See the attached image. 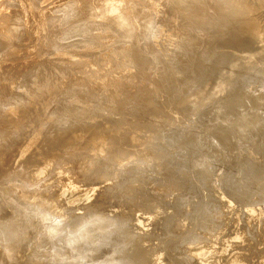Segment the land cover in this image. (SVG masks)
<instances>
[{"label":"rangeland","instance_id":"374dc122","mask_svg":"<svg viewBox=\"0 0 264 264\" xmlns=\"http://www.w3.org/2000/svg\"><path fill=\"white\" fill-rule=\"evenodd\" d=\"M219 1L224 4V12H230L226 26L234 24L238 18H235L236 1L245 0L211 2ZM179 2L0 0V55L5 56L4 59L0 56V132L9 129L11 135L0 140V226L12 224L13 230L20 231L19 236L25 230L23 239L16 231L12 243L0 240V264H108L107 258L108 262L118 264L116 260L121 262L125 254L130 264H264V103L258 101L259 106L256 103L259 99L256 96L264 91V0H253V6L257 3L258 9H252L240 30L230 31L215 24L209 30L204 28L205 34L202 27L194 28L195 32L190 30L191 34H186L189 36L186 41L191 39L187 50L181 45L182 38L175 36L172 29L188 21L179 10L183 2ZM185 4L188 7L185 11L194 12L196 21L203 17L197 13L198 1L186 0ZM173 11L175 17L170 15ZM215 15H219V10ZM225 16L220 19L223 23L228 21ZM113 21L123 23L121 31L101 37L103 23L113 24ZM80 27L95 29L100 35H95L93 41L92 37L82 39L75 30L80 31ZM191 43L197 45L192 48ZM187 46L191 48L188 50ZM121 49L125 50L124 54ZM45 65L56 68L50 72ZM169 69L171 78L163 80L162 73ZM111 88L119 92L114 96L115 108H122L117 111L101 108L103 112L99 113L98 105L91 104L108 99ZM39 92L46 94L41 96ZM236 94L243 100L237 101ZM232 101L240 103L236 107ZM84 102L87 108L82 109ZM222 103L225 109L217 107ZM135 107L141 112L135 111ZM12 109L20 113L13 114ZM219 110L221 115L217 113ZM242 111L247 117H241ZM233 115L240 121L244 117L243 121L235 120ZM248 117L254 119L251 124ZM228 123L234 126L236 123L238 135L234 128V134L230 132L234 126ZM12 126L16 127L14 131ZM221 127L229 129L227 137V131ZM245 128L257 130L249 133ZM160 131L164 137L160 136L163 139H159L162 141L158 145L154 138ZM165 131L170 135H165ZM221 134L226 139L218 141L217 135L220 138ZM232 137L236 140L232 141ZM167 139L173 145L163 149ZM226 140L229 145L235 141L241 143L236 142L237 148L233 145L232 148ZM152 147L156 153L161 152L157 153L160 156L161 148L168 150L167 155L156 157ZM110 163L115 164L112 171L106 168L111 171L109 174L105 168L106 173L99 170ZM118 170V175L113 173ZM25 180L35 183L27 181L24 186ZM25 196L29 197L27 201L25 198L23 201ZM211 211L215 217L213 213V217L209 215ZM63 216L80 217L76 219L81 222L72 218L78 225L71 229V234L61 223ZM117 217L124 221L119 224ZM68 218L64 223L71 221ZM109 226L116 228L117 234ZM117 228L129 231L125 233L127 236L122 231L118 234ZM88 230L102 240L99 247L88 248L87 239L83 240ZM122 239L129 240L128 247L120 248L121 244L126 245ZM121 249L127 251L120 254ZM118 254L123 259L115 260L121 257Z\"/></svg>","mask_w":264,"mask_h":264},{"label":"bare ground","instance_id":"6f19581e","mask_svg":"<svg viewBox=\"0 0 264 264\" xmlns=\"http://www.w3.org/2000/svg\"><path fill=\"white\" fill-rule=\"evenodd\" d=\"M16 1H17V0H16ZM179 1H180L181 3L183 2L182 6H180L181 8H179V10H180V12L184 15L183 18L186 17V18L188 19V21H187L186 23L184 22V24L181 23V25H179V26L176 27V28H172V29H173V34H175V36L178 35V36H180V37L182 38L181 45L184 44L185 49H186V45H187V44L189 45V42L191 41L190 38H189V40H190L189 42L186 41V40H187V37H189V36H187L186 34H189V33H190V30H194V32H195V29H194V28H196V27H197V28L202 27V31H204V34H205V33H206L205 31H207V30H205L204 28H207V29L209 30V29L212 28V26H213L214 24H215L217 27H219V26H224L225 28L230 29V31H233V30H240L241 28H244V23H246V22L249 20V17L251 16L249 13H251V11H253V10L256 8V5H257V3H256L255 6H253V5H254V4H253V3H254L253 0H245V1H243L242 3H237V1H236V4H237V5H235V6H238V9H237L238 12H237V15L235 16V18L238 16L237 21H235L234 24L232 23L231 25L229 24L228 26H226V25L228 24V22L230 21V19L228 18L229 16H228L227 13L230 14V12H229V11H228V12H227V11L224 12V4H221L220 1H219V3L214 2V4H213V3L211 2L212 0H196V1H198V2L200 3V9H199V12H197V13H198V14H202L201 16H203L200 20L198 19L199 21H196V17H194V16L192 15V13H194V12L189 13L188 11H185V10H188L187 5L185 4V1H186V0H178V2H179ZM217 1H218V0H217ZM227 1H228V0H227ZM232 1H233V0H232ZM232 1L230 0V2H232ZM234 1H235V0H234ZM241 1H242V0H241ZM117 2H118V1H117ZM180 2H179V3H180ZM221 2H224V1L222 0ZM80 3H81V2H80ZM94 3H95V2H94ZM224 3H225V2H224ZM226 4H229V3L227 2ZM230 4H231V3H230ZM233 4H234V2H233ZM30 5H31V4H30ZM69 5H70V4H69ZM188 5H189V4H188ZM67 6H68V5H67ZM72 6H73V5H72ZM74 6H75V3H74ZM104 6H105V5H104ZM192 6H193V5H192ZM70 7H71V6H70ZM75 7H76V6H75ZM113 7H114V6H113ZM122 7H123V6H122ZM193 7H194V6H193ZM226 7H227V5H226ZM228 7L230 8V6H228ZM254 7H255V8H254ZM257 7H258V6H257ZM3 8H5V7H3ZM67 8H69V7H67ZM87 8H88V7H87ZM87 8H86V9H87ZM92 8H93V7H92ZM191 8H192V7H191ZM194 8H195V7H194ZM236 8H237V7H236ZM1 9H2V8H1ZM77 9H78V8H76V10H77ZM192 9H193V8H192ZM225 9H226V8H225ZM252 9H253V10H252ZM256 9H258V8H256ZM256 9H255V10H256ZM31 10H32V9H31ZM58 10H59V9H58ZM71 10H73V8H72ZM71 10H70V11H71ZM102 10H104V9L102 8ZM171 10H172V9H171ZM218 10H219V15L216 16L215 13H216V11H218ZM227 10H228V9H227ZM233 10H234V9H233ZM237 10H235L234 12L236 13ZM255 10H254V11H255ZM1 11H2V10H1ZM65 11H66V10H65ZM70 11H69V12H70ZM74 11H75V10H74ZM74 11H73V12H74ZM78 11H79V10H78ZM88 11H89V10H88ZM90 11H91V10H90ZM90 11H89V12H90ZM109 11H110V10H109ZM230 11H231V9H230ZM67 12H68V10H67ZM125 12H126V11H125ZM147 12H148V11H147ZM234 12H233V13H234ZM64 13H65V12H64ZM71 13H72V12H71ZM71 13H68V15L70 14L69 16H71ZM75 13H76V12H75ZM79 13H80V11H79ZM98 13H99V12H98ZM169 13H170V12H169ZM197 13H196V14H197ZM252 13H254V12H252ZM76 14H77V13H76ZM91 14H92V13H91ZM194 14H195V13H194ZM217 14H218V13H217ZM68 15H67V17H68ZM73 15H74V14H73ZM115 15H116V14H115ZM125 15H126V14H125ZM170 15H172V16L174 15V17H175V12L173 11V13L170 14ZM177 15H178V14H177ZM179 15H180V14H179ZM225 15H226V16H225ZM29 16H30V15H29ZM65 16H66V15H65ZM75 16H76V15H75ZM93 16H94V15H93ZM224 16L228 18V19H227L228 21H227V22L225 21V22L223 23L220 19L223 18ZM230 16H231V15H230ZM77 17H78V16H77ZM53 18H54V17H53ZM73 18H74V17H73ZM78 18H79V17H78ZM81 18H82V17H81ZM81 18H80V19H81ZM84 18H85V17H84ZM86 18H87V17H86ZM88 18H89V17H88ZM198 18H199V16H198ZM233 18H234V17H232L231 19H233ZM153 19H154V18H153ZM0 20H1V19H0ZM50 20H51V19H50ZM50 20H49V22H50ZM55 20H56V19H55ZM64 20H65V18H64ZM77 20H78V19H77ZM83 20H85V19H83ZM89 20H90V19H89ZM98 20H99V19H98ZM212 20H213L214 22H212ZM233 20H235V19H233ZM37 21H38V20H37ZM67 21H68V20H67ZM69 21H70V20H69ZM95 21H96V20H95ZM134 21H135V20H134ZM156 21H157V20H156ZM76 22H78V21H76ZM84 22H88L87 19H86ZM47 23H48V22H47ZM60 23H61V22H60ZM89 23H91V21H90ZM8 24H9V23H8ZM74 24H75V22H74ZM80 24H81V22H80ZM82 24L84 25V23H82ZM86 24H87V23H86ZM86 24H85V25H86ZM98 24H99V23H98ZM98 24H96L97 27H98ZM101 24H102V23H101ZM46 25H47V24H46ZM53 25H54V24H53ZM55 25H56V24H55ZM62 25H63V23H62ZM76 25L79 27V24L76 23ZM83 25H81V27H82ZM158 25H159V24H158ZM215 25H214V26H215ZM41 26H43V24H42ZM47 26H48V25H47ZM64 26H65V25H64ZM77 26H76V27H77ZM148 26H149V25H148ZM214 26H213V27H214ZM216 26H215V27H216ZM7 27H8V26H7ZM43 27H44V26H43ZM74 27H75V26H74ZM81 27H80V29H81L80 31L78 30V28H76L75 30H77L78 33L80 32L79 35H81L82 39L92 37V38H91V40H92V39L94 38L95 35L98 36V35H100L101 33H102V34H101V37H102V35H103V36H104V35L107 36L108 33H111V34H114V33H115V34L117 35V33L120 32L121 29L123 28V23H122L121 21H117V22H115V23H114V21H113V24L107 23V24H105V25H104V23H103V25H102L101 28H100V29H101L100 34H99V33L96 34L95 29H92V28H91V29H88V27H87V28H86V27H83V28H85V29L83 30V28H81ZM21 28H22V27H21ZM70 28H71V27H70ZM89 28H90V27H89ZM93 28H96V27H93ZM238 28H239V29H238ZM47 29H49V28H47ZM133 29H134V28H133ZM40 30H41V29L39 28V31H40ZM93 30H94V33H93ZM140 30H141V29H140ZM196 30H197V29H196ZM262 30H263V29H262ZM8 31H9V30H8ZM72 31H74V30H72ZM72 31H71V32H72ZM77 31H75V32H77ZM81 31H82V32H81ZM98 31H99V30H98ZM130 31H131V29H130ZM227 31H228V30H227ZM260 31H261V30H260ZM260 31H259V32H260ZM5 32H7V31H5ZM199 32H201V29H199ZM199 32H198V33H199ZM8 33H10V32H8ZM58 33H59V32H58ZM73 33H74V32H73ZM78 33H77V34H78ZM91 33L94 34V35L91 36V35H90ZM207 33H208V32H207ZM262 33H263V31H262ZM2 34H3V32H2ZM5 34H7V33H5ZM5 34H4V35H5ZM10 34H12V33H10ZM30 34H31V33H30ZM38 34H39V33H38ZM69 34H70V33H69ZM190 34H191V33H190ZM201 34H203V33H201ZM201 34H199V35L201 36ZM7 35H8V34H7ZM7 35H6V36H7ZM70 35H71V34H70ZM199 35H198V36H199ZM1 36H2V35L0 34V37H1ZM10 36H12V35H9V37H10ZM56 36H57V35H56ZM97 36H96V37H97ZM186 36H187V37H186ZM190 36H191V35H190ZM198 36H197V37H198ZM57 37H58V36H57ZM67 37H68V36H67ZM76 37H77V36H76ZM81 37H80V38H81ZM98 37H99V36H98ZM192 37L194 38V36H192ZM195 37H196V36H195ZM201 37H202V36H201ZM3 38H4V37H3ZM32 38H33V37H32ZM64 38H65V37H64ZM193 38H192V39H193ZM5 39H6V38H5ZM61 39H62V37L60 38V41H61ZM109 39H110V38H109ZM152 39H153V38H152ZM13 40H14V39H13ZM39 40H40V39H39ZM55 40H56V39H55ZM67 40H68V39H67ZM67 40H66V41H67ZM85 40H86V39H85ZM87 40H89V39H87ZM107 40H108V39H107ZM199 40H200V39H199ZM256 40H257V39H256ZM261 40H262L261 38L258 39V41H260V42H261ZM11 41H12V38H11ZM47 41H48V40H47ZM63 41H64V40H63ZM83 41H84V40H83ZM92 41H93V40H92ZM192 41H193V40H192ZM195 41H196V39H195ZM195 41H194V42H195ZM197 41H198V39H197ZM9 42H10V41H9ZM186 42H187V43H186ZM103 43H104V42H103ZM196 43H197V42H196ZM196 43H195V44H196ZM70 44H71V43H70ZM81 44H82V43H81ZM191 44H192V43H191ZM191 44H190V45H191ZM53 45H54V44H53ZM53 45H52V46H53ZM58 45H59V44H58ZM97 45H98V44H97ZM196 45H197V44H196ZM196 45H193V44H192V48H194L193 46H196ZM198 45H199V44H198ZM64 46H65V45H64ZM147 46H148V45H147ZM53 47H54V46H53ZM164 47H165V46H164ZM180 47H182V46H180ZM188 47H190V46H187V48H188ZM121 48H122V47H121ZM190 48H191V47H190ZM190 48H188V50H189ZM123 49H125V48H123ZM151 49H153V48H151ZM185 49H184V50H185ZM126 50H127V48H126ZM186 50H187V49H186ZM122 51H125V50H122V49H121V53H123ZM154 51H155V50H154ZM182 51H183V50H182ZM7 52H8V51H7ZM152 52H153V51H152ZM260 52H261V51H260ZM20 53H21V52H20ZM6 54L8 55V53H6ZM17 54H18V53H17ZM123 54H124V53H123ZM131 54H132V53H131ZM205 54H206V53H204L203 55H205ZM7 55H6V56H7ZM120 55H121V54H120ZM203 55H202V56H203ZM207 55H209V54H207ZM0 56H1V55H0ZM123 56H124V55H123ZM160 56H161V55H160ZM1 57H3V56H1ZM1 57H0V58H1ZM4 57H5V56H4ZM4 57H3V59H4ZM205 57H206V56H205ZM205 57H203V58H205ZM153 58H154V56H153ZM160 58H161V57H160ZM161 59H162V58H161ZM206 59H207V58H206ZM5 60H6V59H5ZM200 60H202V59H200ZM203 60H205V59H203ZM157 61H158V60H157ZM205 61H206V60H205ZM205 61H204V62H205ZM216 62H217V61H216ZM218 62H219V61H218ZM127 63H128V61H127ZM127 63H126V64H127ZM139 63H141V62H139ZM139 63H138V64H139ZM143 64H144V63H143ZM143 64H142V65H143ZM200 64H201V63H200ZM49 65H50V64H49ZM51 65H52V64H51ZM156 65H157V64H156ZM61 66H62V65H61ZM132 66H133V65H132ZM197 66H199V65H197ZM45 67H46V70H47V71L49 70L50 72H51L52 70H54V68H56V66L50 68L49 66H46V65H45ZM48 67H49V68H48ZM68 67H69V66H68ZM124 67H125V66H124ZM130 67H131V66H130ZM141 67H142V66H141ZM150 67H151V66H150ZM170 67H171V69H174V67H172V66H170ZM177 67H178V66H177ZM47 68H48V69H47ZM133 68H134V67H133ZM138 68H139V67H138ZM175 68H176V67H175ZM195 68H196V67H195ZM55 70H56V69H55ZM63 70H64V69H63ZM11 71H12V70H11ZM169 71H171V70L169 69L168 71H165V72L162 73V79H163V80H168L169 78H171V77H169V73H167V72H169ZM29 72H30V71H29ZM64 72H65V71H64ZM136 72H137V71H136ZM31 73H32V72H31ZM31 73H30V74H31ZM148 75H149V74H148ZM25 77H26V76H25ZM0 81H2V80L0 79ZM85 81H86V80H85ZM27 82H28V81H27ZM86 82H87V81H86ZM86 82H84V83L87 84L88 82H87V83H86ZM34 83H35V82H34ZM36 83H37V82H36ZM36 83H35V84H36ZM38 83H39V82H38ZM118 83H119V82H117V84H118ZM45 84H46V83H45ZM45 84H44V85H45ZM117 84L114 85V86H117ZM76 85H77V84H76ZM81 85H82V83H81ZM83 85H84V84H83ZM88 85H89V84H88ZM184 85H185V84H184ZM79 86H80V85H79ZM114 86H112V87H114ZM43 87H45V86H43ZM84 87H85V85H84ZM186 87H187V86H186ZM76 88H77V87H76ZM78 88H79V87H78ZM82 88H83V87H82ZM112 89H113V90H112ZM116 89H117V88H115V89H114V88H111V90H112L111 96H110L108 99H104L103 101L98 100V101H100V103L98 102L99 104H96V103H97V102H96V103H95L96 106H95V104H91L90 102H88L89 100L87 101L88 97H87L86 101H87L88 103H90V104H91L92 106H94V107H97V105H98V107H99V109H98V110H99V113H102V112H103V111L100 112V109H101V108H105V109H107V110L112 109V110H116V111H117V110H119L118 108L121 109L122 107H121V106H120V107L117 106V107H116L117 109H116L115 106H114V104H113V100H115L114 96L117 95V94L119 93L118 90H116ZM80 90H81V89H80ZM80 90H78V91H80ZM41 91L43 92L42 87H41ZM244 91H245V90H244ZM244 91L242 90L241 93L245 94L246 91H245V92H244ZM42 92H39V94L41 93L42 95H41V94H40V95H41V96H44V94H46V92H44V93H42ZM71 92H72V91H71ZM71 92H70V93H71ZM75 92H76V91H75ZM84 92H85V91H84ZM239 92H240V91H239ZM248 92H249V91H248ZM263 92H264V91H263ZM263 92H261L260 96H256V98L259 97V99H258L257 101L255 100L256 103H257L258 101H262V103H264V94H263ZM67 93H68V92H67ZM67 93H66V94H67ZM70 93H69V94H70ZM81 93H83V92H81ZM236 93H238V92H236ZM13 94H14V93H13ZM16 94H17V93H16ZM64 94H65V93H64ZM66 94H65V95H66ZM69 94H67L66 96H67V97H70L71 95L68 96ZM73 94H74V93H73ZM85 94H86V93H85ZM9 95H10V94H9ZM232 95H233V94H232ZM238 95L240 96V93H238ZM238 95L236 94L235 97H238ZM241 95H242V94H241ZM245 95H246V94H245ZM245 95H242V96L245 97ZM11 96H12V95H11ZM72 96H73V95H72ZM99 96H101V95H99ZM99 96H98V97H99ZM230 96H231V95H230ZM233 96H234V95H233ZM246 96H248V95H246ZM251 96H252V95H251ZM16 97H17V96H16ZM22 97H23V96H22ZM37 97H38V96H37ZM98 97H95V98L97 99ZM102 97H103V96H102ZM12 98H13V97H12ZM39 98H40V96H39L37 99H39ZM74 98H76V97L74 96ZM89 98H90V97H89ZM93 98H94V97H93ZM100 98H101V97H100ZM194 98H195V97H194ZM227 98H228V97H226V99H227ZM230 98L232 99L233 97H230ZM230 98H229V100H231ZM239 98H240V97L236 98V100L239 99ZM245 98L248 99V97H245ZM249 98H250V97H249ZM13 99H14V98H13ZM43 99H44V97H42V99H40L39 101H42ZM45 99H46V98H45ZM80 99H81V98H80ZM91 99H92V98H91ZM226 99H225V100H226ZM233 99H234V98H233ZM241 99L243 100V97L240 98L239 101H240ZM78 100H79V99H78ZM78 100H77V101H78ZM101 100H102V98H101ZM192 100H193V99H192ZM195 100H196V99H195ZM197 100H198V96H197ZM225 100H224V101H225ZM236 100H234V101H236ZM251 100H254V99H251ZM251 100H250V101H251ZM2 101H3V100H2ZM92 101L94 102V100H92ZM115 101H117V100H115ZM115 101H114V102H115ZM142 101H143V100H142ZM142 101H141V102H142ZM227 101H228V99H227ZM237 101H238V100H237ZM244 101H245V100H244ZM12 102H13V101H12ZM14 102H15V100H14ZM14 102H13V103H14ZM35 102H37L36 99H35ZM118 102H119V104H122L123 106H126L127 103L129 102V100H127V103H126L125 105H124V103H122V102L120 103V101H118ZM118 102H117V103H118ZM141 102L138 103V104H141ZM221 102H222V101H221ZM232 102H233V101H232ZM5 103H6V101H5ZM15 103H16V102H15ZM31 103H32V102H31ZM85 103H86V102H84V106L81 104V105L83 106L82 109H83L84 107L87 108V107L85 106ZM88 103H87V105H89L88 107L91 108V107H90V104H88ZM117 103H115V104L118 105ZM144 103H146V101H145ZM229 103H230V101H229ZM233 103L235 104V102H233ZM237 103H238V102H237ZM237 103H236V104H237ZM239 103H240V102H239ZM239 103H238V104H239ZM243 103H244V102H243ZM243 103H241V104L243 105ZM252 103H253V102H251V105H252ZM254 103H255V102H254ZM10 104H11V103H10ZM147 104H148V103H147ZM222 104H223V103H222ZM225 104H227V102H225ZM236 104H235V105H236ZM12 105H13V104H12ZM17 105H18V104H17ZM20 105H21V104H20ZM20 105H19V106H20ZM142 105H143V104H142ZM142 105L140 106L141 108H142ZM144 105H146V104H144ZM198 105H199V104H196V106H198ZM247 105H248V104H247ZM249 105H250V103H249ZM251 105H250V106H251ZM259 105H260V104H259V102H258V106H259ZM262 105H263V104H262ZM32 106H33V105H32ZM151 106H152V104H151ZM199 106H200V105H199ZM199 106H198V107H199ZM219 106H224V109H225V105H224V104H223V105H221V104L219 105V104H218L217 107L219 108ZM230 106L232 107V109H234V108H233V105H230ZM240 106H241V105H240ZM252 106H253V105H252ZM2 107H3V106H2ZM15 107H17V106L15 105ZM21 107H23V106H21ZM27 107H28V106H27ZM94 107H92V109H93ZM146 107H147V105H146ZM149 107H150V106H148V108H149ZM227 107H229V105H228ZM231 107H230V108H231ZM236 107H237V105H236ZM236 107H235L234 110L237 109ZM241 107L243 108V106H241ZM248 107H249V106H248ZM260 107H263V106H260ZM260 107H259V108H260ZM0 108H1V107H0ZM24 108H25V105H24ZM124 108H125V107H124ZM138 108H139V106H138ZM138 108H137V109H138ZM218 108H216V109H218ZM230 108H229V110H231ZM253 108H254V107H253ZM2 109H3V108H2ZM6 109H7V108H6ZM66 109H67V107H66ZM73 109H75V108L73 107ZM82 109H80V110H82ZM92 109H91V110H92ZM137 109H136V107H135V111H137ZM145 109H146V108H145ZM224 109H222V111H223ZM255 109H256V107H255ZM4 110H5V108H4ZM94 110H97V109H93V111H94ZM102 110H104V109H102ZM227 110H228V109H227ZM227 110H226V112H227ZM242 110H244V109H242ZM250 110H251V109H250ZM68 111H69V110H68ZM76 111H77V110H76ZM104 111H105V110H104ZM135 111H134V113H135ZM138 111H139V109H138ZM142 111H143V109H142ZM155 111H156V110H155ZM182 111H183V110H182ZM217 111H218V110H217ZM231 111H233V110H231ZM10 112L13 113V114H15L16 112L20 113V110L18 111V110H13V109H12V110H10ZM74 112H75V111H74ZM80 112H81V111H80ZM94 112H96V111H94ZM110 112H111V110H110ZM139 112H141V109H140ZM236 112H240V110H239V111H236ZM236 112H235V113H236ZM242 112H244V111H242ZM242 112H241V113H242ZM248 112H249V111H248ZM256 112H258V111H255V113H256ZM260 112H261V110H260ZM65 113H66V112H65ZM67 113H68V112H67ZM71 113H72V112H71ZM71 113H70V115L72 116ZM157 113H159V110L157 111ZM217 113L221 115L220 110H219V112H217ZM231 113H232V112H231ZM231 113H230V114H231ZM245 113H246V112H244V115H241V114H240L241 117H242V116H245ZM249 113H250V112H249ZM75 114H78V112H77V113H74L73 116H75ZM79 114H80V113H79ZM223 114H224V112H223ZM227 114H229V113H227ZM250 114H251V113H250ZM253 114H254V113H253ZM68 115H69V113H68ZM183 115H184V114H183ZM238 115H239V113H238ZM240 115H239L238 117H240ZM246 115H247V113H246ZM248 115H249V114H248ZM251 115H252V114H251ZM255 115H257V113H256ZM260 115H261V114L258 113L259 118H260ZM71 116H70V117H71ZM73 116H72V117H73ZM102 116H103V115H102ZM104 116H105V115H104ZM106 116H107V115H106ZM186 116H187V115H186ZM227 116H228V115H227ZM227 116H226V117H227ZM233 116H234V115H233ZM235 116H236V115H235ZM235 116H234V119H235ZM249 116H250V115H249ZM70 117H69V118H70ZM76 117H78V116H76ZM76 117H75V118H76ZM79 117H80V116H79ZM79 117H78V118H79ZM151 117H152V116H151ZM154 117H155V116H154ZM224 117H225V116H224ZM226 117H225V118H226ZM238 117H237L236 119H238L237 121H240ZM245 117H247V116H245ZM250 117L252 118L253 115L250 116ZM66 118H67V116H66ZM222 118H223V115H222ZM228 118H229V116H228ZM243 118H244V117H243ZM243 118H242V119H243ZM248 118H249V117H248ZM251 118H249V119L251 120L250 124L252 123V120H254V119H251ZM259 118H258V119H259ZM73 119H74V117H73ZM87 119H88V118H87ZM103 119H104V118H103ZM155 119H156V117H155ZM155 119L152 118V120L156 121ZM220 119H221V118H220ZM230 119H231V118H230ZM232 119H233V117H232ZM236 119H235V120H236ZM240 119H241V118H240ZM242 119H241V121H243ZM244 120H246V118H245ZM260 120H261V119H260ZM105 121H106V120H105ZM122 121H123V120H122ZM171 121H172V120H171ZM222 121H223V119H222ZM225 121H226V120H224V122H225ZM237 121H236V122H237ZM241 121H240V122H241ZM247 121H249V120H247ZM247 121H246V122H247ZM255 121H256V120H255ZM258 121H259V120H258ZM261 121H262V120H261ZM72 122H73V121H72ZM123 122H124V121H123ZM220 122H221V121H220ZM224 122H222V123H224ZM227 122H228V119H227ZM229 122H230V121H229ZM231 122H233V121L231 120ZM262 122H263V121H262ZM79 123H80V122H79ZM169 123H170V120H169ZM222 123H221V124H222ZM233 123H234V122H233ZM233 123H232V124H233ZM244 123H245V122H244ZM247 123H248V125L246 124V126H249V122H247ZM259 123H261V122L259 121ZM228 124H230V123H228ZM232 124H230V125H232ZM257 124H258V123H257ZM222 125H223V124H222ZM226 125H227V123H226ZM239 125H240V124H239ZM239 125H237V127H238ZM243 125H244V124H243ZM253 125H254V123H253ZM255 125H256V123H255ZM13 126H14V125H13ZM13 126H12V128H11L12 130H13V128H16V127H13ZM16 126H17V125H16ZM227 126H228V125H227ZM227 126H226V127H227ZM232 126H234V125H232ZM235 126H236V123H235ZM235 126L232 127V131H230V132L233 133V134H234V131H235V129H236ZM244 126H245V125H244ZM244 126H243V127H244ZM103 127H104V126H103ZM226 127H224V128H226ZM229 127H230V126H228V128H229ZM241 127H242V124H241ZM254 127H255V126H254ZM257 127H258V126H257ZM174 128L176 129L175 126L173 127V129H174ZM221 128H222V127H221ZM221 128H219V129L221 130ZM233 128H234V131H233ZM249 128H250V127H249ZM249 128H248V129L245 128V129H247V131L249 132V131L251 130V129L249 130ZM251 128H252V127H251ZM259 128H260V127H259ZM16 129H19L18 126H17ZM169 129H170V131H171V130H172V127H170ZM175 129H174L173 131H175ZM222 129H223V128H222ZM239 129H240V126H239ZM242 129H243V128H242ZM242 129H241V132L243 131ZM245 129H244V130H245ZM254 129H255V128H254ZM254 129H252V130H254ZM8 130H9V129H8ZM8 130L5 129V131L0 132V140L2 139V137H4V136H9V135H10V132H9ZM220 130H219V131H220ZM223 130H226V131H227V132L225 133V136H226V134L229 132V131H228L229 129H228V130H227V129H223ZM223 130H222V133H223ZM252 130H251V131H252ZM255 130H257V128H256ZM255 130H254V131H255ZM13 131H14V130H13ZM163 131H164V130H163ZM166 131H167V132H170V131H168V130H166ZM166 131H165L164 133H166ZM173 131H172V132H173ZM237 131H238V130H236L235 132H236V134L238 135ZM239 131H240V130H239ZM251 131H250V132H251ZM11 132H12V131H11ZM175 132H176V131H175ZM224 132H225V131H224ZM250 132H249V133H250ZM157 133H158V132H157ZM160 133H161V134L157 135V136L159 137V138H157L158 140L156 139L157 136H155V138H154V139L156 140V143H157V141H159V142H158V145L161 144V141H162V140L160 141L159 139H163V138H160V136H161V135H162V136L164 135L161 131H160ZM170 133H171V132H170ZM170 133H166L165 135H167V134L170 135ZM211 133L214 135V133H213L212 131H211ZM211 133H210V134H211ZM215 133H216V132H215ZM217 133H218V132H217ZM239 133H240V132H239ZM243 133H244V132H242V134H243ZM173 134H174V133H173ZM173 134H172V135H173ZM233 134H232V135H233ZM242 134H241V135H242ZM247 134H248V133L246 132V137H247ZM172 135H171V136H172ZM10 136H11V135H10ZM167 136H168V135H167ZM167 136H166V137H167ZM214 136H215V135H214ZM217 136H218V137H217V138H218V139H217L218 141H219V139H220V141H222L221 138H222V139L224 138V135H223V134H221V137H220V138H219V135H217ZM222 136H223V137H222ZM227 136H228V135H227ZM227 136H226V137H227ZM233 136H234V138H235V135H233ZM249 136H250V135L248 134V137H249ZM163 137H164V136H163ZM226 137H225L223 140H225ZM229 137H231V136H229ZM229 137H228V138H229ZM215 138H216V136H215ZM215 138H214V139H215ZM228 138H227V140H230V139H228ZM234 138L232 137V139H233L232 141L236 140V139H234ZM236 138H237V137H236ZM238 138H239V137H238ZM238 138H237V139H238ZM241 138H242V137H241ZM243 138H245V137L243 136ZM154 139H152V142L155 143V140H154ZM169 139L172 140V139H173V136H172V139H171L170 137H169ZM169 139H167L168 142H169ZM174 139H175V138H174ZM174 139H173V140H174ZM246 139H247V138H246ZM2 140H3V139H2ZM2 140H1V141H2ZM164 140H165V139H164ZM227 140H226V143L228 144V141H227ZM241 140H242V139H240V141H241ZM149 142H150V140H149ZM165 142H166V141H165ZM165 142H162V143H165ZM168 142L166 143V146H162L163 149H164V147H165L166 149H168V147H169L170 145H173V144H171L172 142H169V144H168ZM236 142H237V141H235L234 144H232V145L235 146V147L237 148L238 145H237V144L235 145ZM243 142H244V141H243ZM1 143H2V142H1ZM17 143H18V142H17ZM220 143H222V142H220ZM220 143H219V144H220ZM226 143H225V144H226ZM229 143L231 144L230 141H229ZM237 143H241V142H237ZM167 144H168V145H167ZM227 144H226V145H227ZM156 145H157V144H156ZM164 145H165V144H164ZM220 145H221V144H220ZM228 145H229V144H228ZM232 145H229V146L232 147V148H234ZM160 146H161V145H160ZM224 146H225V145H224ZM154 147H156V146L154 145ZM171 147H172V146H171ZM171 147H170V148H171ZM222 147H223V146H222ZM152 148H153V147H152ZM162 148H161V150H160L159 147H158V150L163 151V152H162L163 155L161 154V156L157 154V153H159L158 151H157V153H156L157 147H156V150H154L155 148H153V151H155V153H156V155H157V156H156V155L154 154L156 157L159 156V157L161 158V157L164 156V154H165V156L167 155L166 152H168V150H165V151H164ZM224 148H225V147H224ZM229 149H230V148H229ZM231 150H232V149H231ZM233 150H234V149H233ZM160 153H161V152H160ZM160 153H159V154H160ZM154 155H153V156H154ZM156 157H153L154 160H156V159H155ZM8 158H9V156H8ZM8 158H3V160H4V159H8ZM204 160L206 161V159H204ZM4 161H5V160H4ZM199 161H200V160H199ZM205 161H204V162H205ZM0 163H1V161H0ZM201 163H202V162H201ZM206 163H207V161H206ZM114 164H115V163H110V164H108V165H105L106 167H105V166L101 167V169H99V170H100V171H101V170H102V171L104 170V173H106V171H107L106 168H109V169L112 171L111 168H113V165H114ZM139 164H140V163H139ZM197 164H198V162H197ZM198 165H199V164H198ZM204 165H205V164H204ZM204 165H199V166H203V167H204ZM205 166H206V165H205ZM104 168L106 169V171H105ZM170 168H172V167H170ZM205 168H206V167H205ZM132 169H133V167H132ZM132 169H131V170H132ZM110 170H109V172H111ZM131 170H130V172H131ZM98 172H99V171H98ZM107 172H108V171H107ZM109 172H108V174H109ZM123 172H124V171H123ZM123 172H122V173H123ZM126 172H128V170H126L125 173H126ZM113 173H115L116 175H118L119 170L116 171V172H113ZM120 173H121V172H120ZM125 173H124V174H125ZM34 174H35V173H34ZM111 174H112V173H111ZM120 175H122V174H120ZM120 175H119V177H120ZM127 175H128V174L126 173V176H127ZM126 176L124 175L123 178H125ZM119 177H118V178H119ZM121 178H122V176H121ZM27 179H29V178H27ZM123 180H124V179H123ZM27 181H28V183H31V182H34V183H35V181H31V180H30L31 182H30L29 180H27ZM27 181H26V180H25V182L23 181V184H22V185H24V183H26ZM125 181H126V178H125L124 182H125ZM21 182H22V181H21ZM21 182H20V183H21ZM27 185H28V184H27ZM27 185H26V186H27ZM32 185H33V184H32ZM24 186H25V185H24ZM30 186H31V184H29V187H30ZM30 188H32V186H31ZM35 188H36V187H35ZM35 188H34V189H35ZM160 188H162V186H161ZM164 188H165V187H164ZM23 189H24V188H23ZM38 189H39V188H38ZM41 189H42V188H41ZM41 189H40V190H41ZM44 189H45V188H44ZM44 189H42V190H44ZM30 190H31V189H30ZM128 190H129V189H128ZM162 190H163V189H162ZM162 190H161V192H162ZM14 191H15V190H14ZM35 191H36V190H35ZM44 191H45V190H44ZM165 191H166V190H165ZM163 192H164V191H163ZM163 192H162V193H163ZM166 192H167V191H166ZM162 193H161V194H162ZM1 194H2V193H1ZM128 194H130V193H128ZM60 195H61V194H60ZM87 195H89V194H87ZM37 196H38V195H37ZM40 196H41V195H40ZM161 196H163V194H162ZM27 197H28V196H27ZM24 198L26 199V201H27V199H29V197L26 198V196H25V197H23V201L25 200ZM161 198H163V197H161ZM38 199H39V198H38ZM38 199H37V200H38ZM135 200H136V199H135ZM135 200H134L133 202H135ZM21 203H22V201H21ZM25 203H26V202H25ZM25 203H24L23 205H25ZM20 205H21V204H20ZM23 205H22V206H23ZM38 208H39V206H38ZM208 209H209V208H208ZM209 210H210V209H209ZM22 211H23V210H22ZM38 211H39V210H38ZM213 211H214V210H213ZM218 211H219V210H218ZM229 211H230V210H229ZM39 212H40V211H39ZM42 212H43V211H42ZM216 212H217V211L215 210V213H216ZM47 213H48V212H47ZM109 213H110V212H109ZM211 213H213V212L211 211L209 215H210L211 217H213L212 215H213L214 213H213V214H211ZM49 214H50V213H49ZM218 214H219V212H218ZM218 214H217V215H218ZM26 215H27V214H26ZM26 215H25V216H26ZM50 215H51V214H50ZM94 215H95V214H94ZM102 215H103V214H102ZM51 216H52V215H51ZM99 216H100V215H99ZM103 216L105 217V215H103ZM108 216H109V215H108ZM54 217H55V216H54ZM63 217H64V216H63ZM66 217L68 218L69 216H66ZM93 217H94V216H93ZM113 217H114V216H113ZM113 217L110 216L111 219H113ZM214 217H215V214H214ZM23 218H24V217H23ZM67 218L64 217V222H65V219H66V221H67ZM72 218H75V219H76V218H80V217H76V216L74 217V216H72ZM72 218H70V217L68 218V220L71 219V221H68V223H64V222L61 221V223H62V225L64 226V228H69L68 230H71V229H74V228L77 227V225H78V222H77V221H78L79 219H76L77 221H75V219L73 220ZM85 218H86V217H85ZM108 218H109V217H108ZM110 218H109V219H110ZM114 218H116V217H114ZM41 219H42V218H41ZM111 219L109 220V222H111ZM117 219H118V217H117ZM119 219H120V220H119ZM119 219H118L119 224L121 223V221H124V220H122L123 218H121V217H120ZM208 219H209V218H208ZM79 221H80V220H79ZM105 221H106V220H105ZM28 222H29V221H28ZM80 222H81V221H80ZM84 222H85V220H84ZM106 222H107V221H106ZM26 223H27V222H26ZM17 224H19V223L17 222ZM20 224H21V223H20ZM11 225H12V224H8V223L5 224V223H3V224L0 226V237H1L0 240L2 239L1 241L4 242V243H5V242H8V241L11 242L10 240H11L13 234L16 233V231L18 230V229H17L16 231L13 230ZM117 225H118V224H117ZM16 226H18V225H16ZM16 226H15V227H16ZM27 226H28V225H27ZM88 226H91V224H90V225L88 224ZM119 226H120V225H119ZM119 226H117V227H119ZM21 227H22V226H21ZM25 227H26V226H25ZM85 227H86V226H85ZM85 227H84V228H85ZM121 227H122V226H121ZM208 227H209V226H208ZM213 227H214V226H213ZM17 228H18V227H17ZM19 228H20V226H19ZM109 228L111 229V231H114V233H116V232H115V231H116V230H115L116 228L112 229L113 227L111 228L110 226H109ZM122 228L124 229L125 227L123 226ZM122 228H121L120 231H119L118 228H117V230H118V234H119L121 231H122V233L124 232V231L122 230ZM210 228L212 229V226H210ZM20 229H21V228H20ZM20 229H19V230H20ZM59 229H60V228H59ZM59 229H58V230H59ZM119 229H120V227H119ZM125 229H126V228H125ZM125 229H124V230H125ZM55 230H56V229H55ZM68 230H67V231H68ZM84 230H85V229H84ZM90 230H91V229H90ZM126 230H127V229H126ZM21 231H22V230H21ZM62 231H63V230H62ZM65 231H66V230H64L63 233H65ZM73 231H74V230H73ZM88 231H89V230H88ZM93 231H94V230H93ZM108 231L110 232V230H108ZM18 232H20V231H17V233H18ZM23 232H24V233H22V234L20 235L21 237L23 236V234H25V230H24ZM59 232H60V231H59ZM99 232H100V231H99ZM102 232H103V231H102ZM102 232H101V233H102ZM128 232H129V231H127V232L125 231V232L123 233V235H126ZM17 233L15 234L16 236H17ZM29 233H30V232H29ZM34 233H35V232H34ZM52 233H53V232H52ZM63 233H62V234H63ZM67 233H68V232H67ZM69 233L71 234V233H72V230H71V232L69 231ZM78 233H79V231H78ZM83 233H84V232H83ZM83 233H82V234H83ZM104 233H105V232H104ZM104 233H102V234H104ZM110 233H111V232H110ZM125 233H126V234H125ZM102 234H101V236H102ZM116 234H117V233H116ZM15 235H14V236H15ZM76 235H77V233H76ZM78 235H79V234H78ZM96 235H97V234H96ZM96 235H95V237H93L94 235H92V231H91V232L89 231L88 233L85 232V234L83 235V236H86L85 239H83L84 237H83L82 239H83V240H86V239H87L88 248H90V247H91V248H93V247H96V248H97V246H98V247L100 246V245H98V243H101L102 240L96 238ZM111 235H112V233H111ZM18 236H19V233H18ZM20 236H19V237H20ZM73 236H74V235H73ZM80 236H81V235H80ZM97 236H98V235H97ZM112 236H114V234H113ZM115 236H116V235H115ZM126 236H127V235H126ZM126 236H124V239L126 238ZM129 236H131V232H130V235H128L127 238H130ZM19 237H17V238H19ZM24 237H26V236L24 235ZM42 237H44V236H42ZM71 237H72V236H71ZM81 237H82V236H81ZM15 238H16V237H15ZM15 238H14V241H16V239H17V238L15 239ZM72 238H73V237H72ZM72 238H71V239H72ZM131 238H132V237H131ZM22 239H23V237H22ZM44 239H45V238H44ZM79 239H80V238H79ZM112 239H113V238H112ZM112 239H111V241H112ZM42 240H43V239H42ZM66 240H67V239H66ZM126 240H127V239H126ZM130 240H131V239H130ZM12 241H13V240H12ZM14 241H13V242H14ZM68 241H70V240H68ZM78 241H82V240H78ZM113 241H114V240H113ZM122 241H123V239H122ZM127 241H128V242H126L125 240L123 241V242H126V243H125L126 245H124V244L122 245L121 242H120V244H121L120 248H123V246H124V248H125V247H128L127 244H129V240H127ZM252 241H253V240H252ZM252 241H251V242H252ZM9 242H8V243H9ZM29 242H30V241H29ZM36 242H37V241H36ZM71 242H72V241H71ZM118 242H119V241H117L116 243H118ZM11 243H12V242H11ZM42 243H43V242H42ZM131 243H133V241L130 242V244H131ZM247 243H248V242H247ZM9 244H10V243H9ZM85 244H86V243H85ZM87 244H86V245H87ZM118 244H119V243H118ZM243 244H244V243H243ZM39 245H40V244H39ZM45 245H47V244H45ZM45 245H44V246H45ZM250 245H251V244H250ZM7 246H8V244H7ZM89 246H90V247H89ZM117 246H118V245H117ZM79 247H80V246H79ZM86 247H87V246H86ZM1 248H3V247H1ZM9 248H10L9 250H12L11 247H9ZM40 248H41V247H40ZM43 248H44V247H43ZM43 248H42L41 250H43ZM47 248H48V246H47ZM47 248H45L44 250H46ZM84 248H85V246L83 247V249H84ZM118 248H119V247H118ZM118 248H117V249H118ZM120 248H119V249H120ZM7 249H8V248H7ZM58 249H59V248H58ZM126 249H127V248H126ZM126 249H125V250H126ZM41 250H40V251H41ZM53 250H54V249H53ZM72 250H73V249H72ZM91 250H92V249H91ZM2 251H3V249H2ZM6 251H7V250H6ZM12 251H13V250H12ZM56 251H57V250H56ZM69 251H70V250H69ZM95 251H96V250H95ZM123 251H124V249H123ZM123 251H122V249H121V251H119V253H120V254H122V253L124 254V252H126L127 250L124 251V252H123ZM57 252H58V251H57ZM79 252H81V250H80ZM79 252L77 251L76 253L78 254ZM87 252H88V251H87ZM89 252H90V250H89ZM92 252H93V251H92ZM121 252H122V253H121ZM10 253H11V252H10ZM10 253H9V254H10ZM39 253H41V255L43 254L42 252H38L37 254H39ZM95 253H96V252H95ZM95 253H94V254H95ZM117 253H118V250H117ZM37 254H36V256H38ZM74 254H75V253H74ZM91 254H92V253H91ZM120 254H118V255H120ZM7 255H8V254H7ZM50 255H51V254H50ZM75 255H76V254H75ZM39 256H40V255H39ZM120 256H121V255H120ZM9 257H10V256H9ZM32 257H33V256H32ZM41 257H42V256H41ZM47 257H48V256H47ZM47 257H46V258H47ZM88 257H90V256H88ZM105 257H106V256H105ZM122 257H123V256H121V257H119V258H115V260H116V259L119 260V259L122 258ZM125 257H126V254H125V256L123 257L126 261H124L123 258H122V259H123V260H122L123 262L121 261V262L124 263V264L127 263V259H126ZM247 257H248V256H247ZM83 258H84V257H83ZM83 258H82V259H83ZM86 258H87V256H86ZM47 259H48V258H47ZM51 259H53V258H51ZM95 259H96V258H95ZM99 259H100V258H99ZM110 259H111V258H110ZM45 260H46V259H45ZM107 260L109 261V258H107ZM107 260L105 259V261H107ZM250 260H251V259H250ZM38 261H39V260H38ZM46 261H48V260H46ZM50 261H51V260H50ZM78 261H80V260L78 259ZM83 261H85V260L83 259ZM108 261H107L108 264L112 262L111 260H110L111 262H108ZM59 262H60V261H59ZM103 262H104V261H103ZM117 262H118V264H121L120 261H117V260H116L115 263H117ZM119 262H120V263H119ZM137 262H138V261H137ZM139 262H140V261H139ZM35 263H36V262H33V264H35ZM68 263H69V261H68ZM77 263H79V262H77ZM31 264H32V263H31ZM37 264H39V263H37ZM111 264H113V263H111ZM127 264H130V263L128 262ZM131 264H132V263H131ZM133 264H134V263H133ZM136 264H139V263H136ZM141 264H142V263H141Z\"/></svg>","mask_w":264,"mask_h":264}]
</instances>
